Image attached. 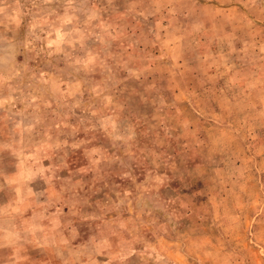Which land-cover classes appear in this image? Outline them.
<instances>
[{"label":"rangeland","instance_id":"1","mask_svg":"<svg viewBox=\"0 0 264 264\" xmlns=\"http://www.w3.org/2000/svg\"><path fill=\"white\" fill-rule=\"evenodd\" d=\"M0 264H264V0H0Z\"/></svg>","mask_w":264,"mask_h":264}]
</instances>
